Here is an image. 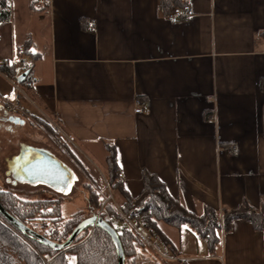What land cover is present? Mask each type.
<instances>
[{
	"label": "crops",
	"instance_id": "1",
	"mask_svg": "<svg viewBox=\"0 0 264 264\" xmlns=\"http://www.w3.org/2000/svg\"><path fill=\"white\" fill-rule=\"evenodd\" d=\"M177 1L9 0L10 16L0 21V98L32 109L23 87L18 94L2 71L29 43L38 57L23 61L36 98L76 145L104 160L101 176L109 142L118 179L132 198L148 171L197 215L205 206L220 210L243 201L258 209L264 198V0ZM183 3L192 17L165 18ZM137 99L147 112H134ZM231 144L233 154L224 151ZM115 197L125 202L122 193ZM158 226L175 257L171 264H264V228L256 231L245 220L219 231L213 255L188 226ZM69 254L68 264H75Z\"/></svg>",
	"mask_w": 264,
	"mask_h": 264
},
{
	"label": "trees",
	"instance_id": "2",
	"mask_svg": "<svg viewBox=\"0 0 264 264\" xmlns=\"http://www.w3.org/2000/svg\"><path fill=\"white\" fill-rule=\"evenodd\" d=\"M37 3L33 1V7ZM9 16V0H0V21L8 19ZM28 55L32 59L38 57L37 54L30 51L29 43L20 49L18 60L11 65H4L2 71L22 86L29 96L36 98L32 78L29 74L20 83L16 81L17 76H15L16 68L23 67V57ZM25 70L30 72L29 67ZM105 147L107 151L105 158L107 181L113 189L125 197V202L121 205L122 208L125 211L138 208L144 221L146 220V223L161 236L166 244L169 245V242L159 229V222L177 229L186 225L200 237H207L209 255H213L216 251L220 241L219 231H229L235 220H245L251 223L256 231L263 230L264 198L258 209L253 208L247 201H243L236 207H224L220 210L205 206L203 213L197 215L188 210L180 200L172 197L157 175L148 171H144L142 174L141 192L134 198L130 197L117 179L118 166L114 145L105 142ZM89 189V206L90 210L94 211L101 205L102 198L97 189L92 187ZM25 194L20 189L1 188L0 203L14 218L51 241L57 243L66 241L73 229L87 217L81 210L61 215L58 208L55 210L43 209L48 203L47 201L40 198L31 199L28 198L30 197L28 194ZM32 217L36 218L35 224L30 221ZM117 232L125 255L124 264H142V261L157 264L133 232L126 230H117ZM67 253L73 254L76 259L75 264H117L113 241L102 228L94 227L82 230L70 247L65 251H57L31 238L28 234L18 231L0 215V264H42L43 258H50L52 261L49 264H68Z\"/></svg>",
	"mask_w": 264,
	"mask_h": 264
},
{
	"label": "rangeland",
	"instance_id": "3",
	"mask_svg": "<svg viewBox=\"0 0 264 264\" xmlns=\"http://www.w3.org/2000/svg\"><path fill=\"white\" fill-rule=\"evenodd\" d=\"M27 65L26 68L29 67L28 63ZM26 68L23 66L22 71ZM16 85L18 87L17 93L20 94V87L17 83ZM23 90L30 100L32 109L28 107L29 111L21 106L18 99L19 109L15 114H12L0 100L3 104V107L0 104V188L11 187L20 189L30 196L28 198L43 199L48 202L43 209L55 210L58 208L61 215H68L81 210L88 217L90 215L89 188L96 187L101 195L107 189V186H109L113 190L114 198H116L117 190L109 185L106 177L107 170L104 175H100L99 170H103L105 166L104 160H101L99 156L90 155L87 151L85 153L84 150L86 149L83 150L82 146L75 144L74 140L63 130L57 118L48 112L37 98L29 96L24 88ZM10 116L18 117L24 123L20 125L15 124L9 121L8 118ZM22 144L39 146L51 153H55L58 157L68 162L76 173L74 184L67 191L64 190L63 192L40 184L29 186L25 185V183L15 182L11 171L8 173V166L9 163L13 162L12 159H14V155L18 154L19 147ZM22 197H24L23 194ZM115 202L117 203L116 199ZM30 221L35 224L36 218L32 217ZM69 256L72 257L71 254ZM171 262L168 264H171ZM142 264L150 263L142 261Z\"/></svg>",
	"mask_w": 264,
	"mask_h": 264
},
{
	"label": "water",
	"instance_id": "4",
	"mask_svg": "<svg viewBox=\"0 0 264 264\" xmlns=\"http://www.w3.org/2000/svg\"><path fill=\"white\" fill-rule=\"evenodd\" d=\"M28 70L21 72L16 81L20 83L27 75ZM9 120L14 123L23 124L24 121L18 117L10 116ZM28 150L23 153L18 151L14 155L13 162L9 163L8 173L11 171L12 178L15 182L25 183V185L35 186L38 183L47 185L49 187H59L62 190L67 189L74 184L76 173L73 167L58 157L55 153H51L44 148L34 147L27 144ZM21 145V146H22ZM21 154V156L19 155ZM0 215L7 220V222L22 233L28 234L31 238L36 239L40 243L57 251H65L71 246L72 242L82 230L86 228L99 227L105 230L111 237L115 246L117 254V264H124L125 255L119 240L118 232L108 222L98 217L94 211L90 210V215L84 218L72 231L66 241L57 243L49 240L45 236L37 233L27 225L23 224L11 214H9L0 203Z\"/></svg>",
	"mask_w": 264,
	"mask_h": 264
},
{
	"label": "built area",
	"instance_id": "5",
	"mask_svg": "<svg viewBox=\"0 0 264 264\" xmlns=\"http://www.w3.org/2000/svg\"><path fill=\"white\" fill-rule=\"evenodd\" d=\"M46 1V0H41ZM194 15L193 9L190 4L183 3L180 5H173L165 15V18L171 23H178L180 20L189 19ZM90 28H93L94 23L89 24ZM27 63L23 61V66L26 68ZM28 66V65H27ZM16 91L18 89L15 80L12 81ZM1 101L7 106L10 113L15 114L19 109L18 99L14 101H7L0 98ZM148 106L144 101L139 99L135 100V113H142L148 111ZM229 154H233L237 151V147L233 144L224 148ZM119 173L117 172V179ZM102 202L100 203L95 214L102 218L104 221L112 225L116 230H126L133 232L137 240L147 250L149 255L157 262V264H168L175 260L173 252L169 245H167L149 225L146 220L141 217L138 208L125 211L121 205L115 202L113 190L107 186L104 193H101ZM207 240V237H204ZM52 261L50 258H43L42 264H49Z\"/></svg>",
	"mask_w": 264,
	"mask_h": 264
},
{
	"label": "flooded vegetation",
	"instance_id": "6",
	"mask_svg": "<svg viewBox=\"0 0 264 264\" xmlns=\"http://www.w3.org/2000/svg\"><path fill=\"white\" fill-rule=\"evenodd\" d=\"M34 147H38V146H34ZM26 150H28V146L22 145V146L19 147L20 153L21 152L23 153V151L26 152ZM19 155L21 156V154H19Z\"/></svg>",
	"mask_w": 264,
	"mask_h": 264
}]
</instances>
